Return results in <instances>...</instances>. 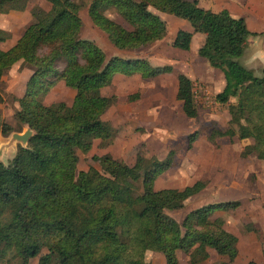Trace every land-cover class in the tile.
<instances>
[{
	"label": "trees",
	"instance_id": "1",
	"mask_svg": "<svg viewBox=\"0 0 264 264\" xmlns=\"http://www.w3.org/2000/svg\"><path fill=\"white\" fill-rule=\"evenodd\" d=\"M50 9L30 8L31 23L7 50L0 49L2 76L14 67L31 71L13 114L15 122L34 131L27 147L18 146L7 164L0 162V264H149L148 252L163 256L165 264H180L177 251L189 264H201L208 250L233 264L238 239L227 232L216 212L235 210L238 201L207 204L187 213L181 222L167 212L184 208L204 188L203 181L183 189H154L155 180L168 171L172 160L137 154L133 165L109 155L93 156L99 169L77 170L78 153L87 154L95 141L105 149L113 132L104 114L118 103L114 94L101 90L112 85L116 74H135L152 80L172 71L153 67L144 59L106 58L93 41L81 37L80 13L87 9L92 25L117 50L144 49L166 37V23L152 10L189 23L179 29L172 46L189 51L194 34L204 40L197 55L223 77L215 100L227 105L229 130L214 136L252 139L244 157L264 160V72L257 77L240 64L251 32L244 19L227 10L213 12L189 0H45ZM27 0H0V14L24 11ZM115 12L126 27L107 16ZM10 35L0 31V44ZM176 100L188 119L198 116L193 82L176 77ZM74 91L70 105L44 104L59 83ZM139 94L127 97L136 101ZM0 114V135L19 131ZM197 139L188 137L189 146ZM247 264H257L253 261Z\"/></svg>",
	"mask_w": 264,
	"mask_h": 264
},
{
	"label": "rangeland",
	"instance_id": "2",
	"mask_svg": "<svg viewBox=\"0 0 264 264\" xmlns=\"http://www.w3.org/2000/svg\"><path fill=\"white\" fill-rule=\"evenodd\" d=\"M196 1L199 7L210 10L224 9L232 17L244 19L249 30L254 33L258 29L254 27L255 20L260 18V13H264V0ZM26 7L27 10L39 7L48 11L50 4L45 0H27ZM29 10L23 13L17 11L19 13L1 18L0 28L10 35L9 41L0 44L1 50H7L22 36L25 28L31 23ZM152 12L166 23V37L144 49L132 52L115 49L106 36L92 25L87 9L80 13L83 22L81 37L93 41L102 49L107 59L113 56L140 58L148 61L153 67L170 66L172 71L152 80H144L137 74L130 77L114 75L112 85L101 90L102 95L114 94L119 99L102 117L111 126L112 143L102 149L98 147L99 142L95 141L89 153H78L77 170L85 171L90 166L99 169L98 163L94 162L92 157L106 154L130 166L133 165L137 154L158 160L169 157L172 160L171 167L155 180V190H180L196 181H203L205 188L188 199L183 209L167 214L179 223L187 213L207 204L238 201L240 206L237 209L216 212L214 218L223 220V228L238 239V255L233 264H247L250 261L264 264V160L255 155H242L243 149L253 144L252 139L214 136L232 127L227 105L235 100L231 99L226 105L215 100L216 94L222 90L223 80L217 70L210 68L204 59L197 55L204 36L194 34L189 51L175 49L172 43L176 32L179 29L191 31L189 23L171 15L154 10ZM107 16L126 27L115 12L110 11ZM258 34L261 36L249 39L239 62L252 70L255 76L260 77L264 72V32ZM30 74L31 71L27 68L14 67L1 79V118L13 128L20 129L15 131L18 133H22L24 129L13 118L18 107L16 98L22 97ZM178 74H184L193 82L198 112L195 119L186 118L180 102L176 100ZM135 93L139 94V98L136 101H128L127 97ZM73 97L74 91L59 82L47 94L44 104L64 102L70 105ZM193 133L197 134V139L189 146L188 137ZM15 145L16 148L20 146L19 143ZM14 156L13 151L0 149V162L7 164ZM208 253L209 258L201 264H219L223 261L213 251L208 250ZM176 256L180 264H189L188 256L183 252L177 251ZM145 261L149 264H165L163 256L154 252L146 253ZM30 264H38V258L32 259Z\"/></svg>",
	"mask_w": 264,
	"mask_h": 264
},
{
	"label": "water",
	"instance_id": "3",
	"mask_svg": "<svg viewBox=\"0 0 264 264\" xmlns=\"http://www.w3.org/2000/svg\"><path fill=\"white\" fill-rule=\"evenodd\" d=\"M23 129L22 133L11 132L6 137L0 135V149L3 151H13L16 154L17 148L15 143H19L21 148H26L30 138L34 135V131L28 125H24Z\"/></svg>",
	"mask_w": 264,
	"mask_h": 264
},
{
	"label": "crops",
	"instance_id": "4",
	"mask_svg": "<svg viewBox=\"0 0 264 264\" xmlns=\"http://www.w3.org/2000/svg\"><path fill=\"white\" fill-rule=\"evenodd\" d=\"M259 4H260V2L259 1H257ZM205 9V8H204ZM29 10V9H28ZM27 9L26 10H24V11H28ZM208 10H210V9H208ZM24 11H22V12H20V13H23ZM211 11H213V12H219V11H221V9H219V10H211ZM13 13H19V12H17V11H9L8 13H6V14H0V22H1V18L2 17H5V16H11ZM255 23H256V25L254 26V27H256V28H258V29H256V33H263L264 32V13H260V18L259 19H257V20H255ZM248 27V26H247ZM2 31H5L2 27L0 28ZM249 29V28H248ZM253 29H255V28H253ZM191 31H192V29H191ZM193 37H194V35H193ZM193 37H192V39H193ZM7 41H9V40H7ZM16 42H14V43H12L11 45H10V47H12L14 44H15ZM2 44V43H1ZM9 47V48H10ZM9 48H7V49H9ZM205 61V60H204ZM206 62V61H205ZM218 71V70H217ZM218 73L220 74V78H221V80H223V77H222V74L218 71ZM116 76H119V77H121L122 75H119V74H117ZM115 77V76H114ZM220 80V81H221ZM223 85H224V81H223ZM223 88V86L221 87V89ZM113 107V106H112ZM111 107V108H112ZM110 108V109H111ZM109 109V110H110Z\"/></svg>",
	"mask_w": 264,
	"mask_h": 264
}]
</instances>
